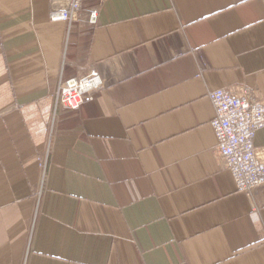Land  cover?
<instances>
[{
    "label": "crops",
    "instance_id": "1",
    "mask_svg": "<svg viewBox=\"0 0 264 264\" xmlns=\"http://www.w3.org/2000/svg\"><path fill=\"white\" fill-rule=\"evenodd\" d=\"M90 68L102 89L62 110ZM228 87L264 100V0H81L69 30L0 0V264H264V187L216 158Z\"/></svg>",
    "mask_w": 264,
    "mask_h": 264
},
{
    "label": "built area",
    "instance_id": "2",
    "mask_svg": "<svg viewBox=\"0 0 264 264\" xmlns=\"http://www.w3.org/2000/svg\"><path fill=\"white\" fill-rule=\"evenodd\" d=\"M49 19L65 22L68 30L77 20L81 0H48ZM87 21L97 22V11L87 13ZM103 87L95 68L82 76L69 77L59 82L57 104L62 110L77 111L85 102H92ZM214 110L210 127L216 140V158L221 168L227 170L236 189L248 193L264 187V160L254 149L253 141L258 130L264 127V100L242 88H222L208 94Z\"/></svg>",
    "mask_w": 264,
    "mask_h": 264
}]
</instances>
